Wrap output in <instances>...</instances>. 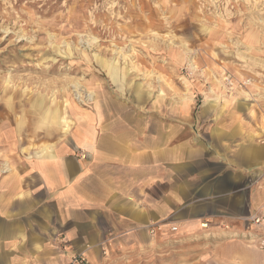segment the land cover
Returning a JSON list of instances; mask_svg holds the SVG:
<instances>
[{
	"label": "rangeland",
	"instance_id": "obj_1",
	"mask_svg": "<svg viewBox=\"0 0 264 264\" xmlns=\"http://www.w3.org/2000/svg\"><path fill=\"white\" fill-rule=\"evenodd\" d=\"M103 110L181 120L205 142L236 118L264 146V0H0V173ZM242 226L108 237L82 264H264Z\"/></svg>",
	"mask_w": 264,
	"mask_h": 264
},
{
	"label": "crops",
	"instance_id": "obj_2",
	"mask_svg": "<svg viewBox=\"0 0 264 264\" xmlns=\"http://www.w3.org/2000/svg\"><path fill=\"white\" fill-rule=\"evenodd\" d=\"M104 112L1 170L0 264H59L108 237L149 240L150 228L157 239L171 226L240 232V218L263 204L264 146L240 140L239 119L221 120L205 142L181 120L150 125Z\"/></svg>",
	"mask_w": 264,
	"mask_h": 264
},
{
	"label": "built area",
	"instance_id": "obj_3",
	"mask_svg": "<svg viewBox=\"0 0 264 264\" xmlns=\"http://www.w3.org/2000/svg\"><path fill=\"white\" fill-rule=\"evenodd\" d=\"M240 220L247 225V229L258 228L260 231L252 234L251 238L256 240L257 247L264 248V203L258 206L252 213L248 214L245 217H241ZM208 220H205L207 222ZM223 228L229 229L227 224L222 225ZM155 229L159 228H150L149 232L154 233ZM172 231L176 230L175 226H171ZM85 261L83 253L75 252L70 257L68 264H82Z\"/></svg>",
	"mask_w": 264,
	"mask_h": 264
},
{
	"label": "bare ground",
	"instance_id": "obj_4",
	"mask_svg": "<svg viewBox=\"0 0 264 264\" xmlns=\"http://www.w3.org/2000/svg\"><path fill=\"white\" fill-rule=\"evenodd\" d=\"M86 41H87V40H86ZM90 41H91V40H90ZM92 44H93V43H92ZM116 52H118V51H116ZM122 56H123L122 58H125V57H126L125 55H122ZM131 68H133V70H136L135 67H134L133 65H132ZM77 89H78V88H77ZM79 89H80V88H79ZM80 94H81V93H80V91L78 90L77 93H76L77 98L81 97ZM93 95H94V94H92L91 92H88V93H85V95H84L83 98H85V99H87V100H91V99L94 100ZM48 147H49V146H48ZM202 225L204 226L205 224H202ZM202 225H201V226H202Z\"/></svg>",
	"mask_w": 264,
	"mask_h": 264
}]
</instances>
